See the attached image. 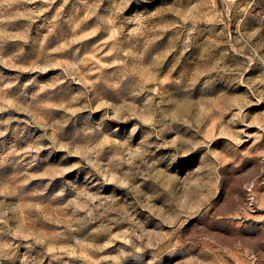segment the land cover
<instances>
[{"label": "rangeland", "instance_id": "1", "mask_svg": "<svg viewBox=\"0 0 264 264\" xmlns=\"http://www.w3.org/2000/svg\"><path fill=\"white\" fill-rule=\"evenodd\" d=\"M0 264H264V0H0Z\"/></svg>", "mask_w": 264, "mask_h": 264}]
</instances>
